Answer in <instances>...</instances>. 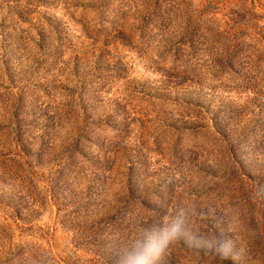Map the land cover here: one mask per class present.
<instances>
[{
    "label": "rangeland",
    "instance_id": "rangeland-1",
    "mask_svg": "<svg viewBox=\"0 0 264 264\" xmlns=\"http://www.w3.org/2000/svg\"><path fill=\"white\" fill-rule=\"evenodd\" d=\"M181 213L154 264H264V0H0V264H115Z\"/></svg>",
    "mask_w": 264,
    "mask_h": 264
},
{
    "label": "clouds",
    "instance_id": "clouds-1",
    "mask_svg": "<svg viewBox=\"0 0 264 264\" xmlns=\"http://www.w3.org/2000/svg\"><path fill=\"white\" fill-rule=\"evenodd\" d=\"M184 224V214L174 219L169 225L162 228L158 239L150 236L146 243L136 242L128 251H125L115 262V264H154V261L161 258V253L169 245L178 241L182 235V226ZM229 231L232 225L229 223ZM189 246L196 249H203L204 254L209 253L218 256L221 260L231 258L236 261L245 255V250L239 248L236 250V244L230 238L220 239L219 237H207L203 234L197 235L191 241Z\"/></svg>",
    "mask_w": 264,
    "mask_h": 264
},
{
    "label": "trees",
    "instance_id": "trees-1",
    "mask_svg": "<svg viewBox=\"0 0 264 264\" xmlns=\"http://www.w3.org/2000/svg\"><path fill=\"white\" fill-rule=\"evenodd\" d=\"M158 13H159L158 8L157 7H153V9L149 11V14L152 15V16H150L148 18L151 19L153 16L154 17H156V16L158 17L159 16Z\"/></svg>",
    "mask_w": 264,
    "mask_h": 264
}]
</instances>
